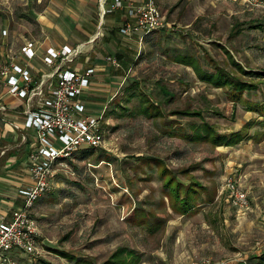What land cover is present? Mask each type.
I'll return each mask as SVG.
<instances>
[{"label":"rangeland","instance_id":"obj_1","mask_svg":"<svg viewBox=\"0 0 264 264\" xmlns=\"http://www.w3.org/2000/svg\"><path fill=\"white\" fill-rule=\"evenodd\" d=\"M177 1L155 0L164 26L153 33V51L142 52L143 65L136 69L131 64L134 75L121 90L89 96L101 117L104 143L84 160L76 158L78 153L55 164L51 189L32 210L41 255L17 256V264H40V260L103 264L118 247L135 250L140 264L206 260L234 264L264 249V131L258 125L243 131L248 122L263 118L242 106L247 101L264 103V84L244 93L241 103L233 106L224 90L200 82L192 68L175 64L172 58L186 52L196 56L202 70L218 67L249 81L231 61L247 71H264V0ZM49 4L50 0H0V93L6 88L3 64L19 56L20 46L33 40L41 47L47 36L53 39L38 22ZM48 20L54 22L52 17ZM56 20L65 30H73L70 17ZM252 25L259 28L251 29ZM132 81L139 85L130 93L125 87ZM161 89L173 99L166 102ZM145 98L159 107L162 118L147 120L136 113ZM193 111L202 119L175 114ZM202 123L222 135L241 131L244 140L231 147H213L180 137ZM172 129L176 137L167 136ZM147 157L157 159L158 166L141 160ZM171 175L182 185L194 181L204 187L197 214L179 216L171 210L162 186ZM229 178L246 193L249 207L243 213L222 191ZM154 219L161 220L156 231ZM55 251L79 262L63 259Z\"/></svg>","mask_w":264,"mask_h":264},{"label":"built area","instance_id":"obj_2","mask_svg":"<svg viewBox=\"0 0 264 264\" xmlns=\"http://www.w3.org/2000/svg\"><path fill=\"white\" fill-rule=\"evenodd\" d=\"M120 7L121 0H113L112 8ZM129 14L133 22L119 30L124 36L129 33L144 36L164 26V18L154 0H142L141 4L132 6ZM37 49L33 42H25L20 48L24 66L9 64L1 70L6 93L26 100L28 106L34 97H40L41 101L36 109H28L23 118L24 128L35 132V142L27 156L32 182L18 192L21 206L7 218H0V264H17V256L41 255L37 244L39 226L32 210L36 201L50 191L55 164L69 159L78 150L96 149L104 143L101 117L86 113L79 101L84 89L89 86L94 69H87L84 73L65 70L63 65L72 60L76 49L67 46L59 50L46 48L42 61L53 71L42 75L40 81L35 82L32 71L35 69L33 60ZM105 61L115 68L119 67L117 60L112 57H107ZM52 79H55V84L47 85ZM222 191L226 192L231 206L238 213L248 210L246 193L234 179L225 180ZM193 264H210V261Z\"/></svg>","mask_w":264,"mask_h":264},{"label":"crops","instance_id":"obj_3","mask_svg":"<svg viewBox=\"0 0 264 264\" xmlns=\"http://www.w3.org/2000/svg\"><path fill=\"white\" fill-rule=\"evenodd\" d=\"M177 2L169 11L176 7ZM141 3L142 0H121V7L113 9V0H102V3L101 0H50L51 5H47L41 11L38 22L42 26V32L45 35H52L53 39L50 41L47 36L43 46H37L36 57L33 60L35 66L32 71L33 81L38 82L42 75L53 71V68L46 66L42 61L46 48L59 50L67 46L76 49V55L70 62L65 63L63 68L79 73L94 69L93 75L89 78V86L84 89L79 101L86 113L98 117V111L92 109L93 103H90L89 96L92 93H118L127 79L134 75L131 64L135 63L136 69L141 67L142 52L153 51V32L144 36L140 33H129L124 36L119 32L127 23L133 22L129 14L132 6ZM49 17L54 18V22L48 20ZM65 17H70L75 22L71 25L74 27L73 30L67 31L59 22L57 23L56 18ZM19 50L20 48L19 56L12 57L3 66L9 64L24 66ZM107 57L116 59L119 67L115 68L107 63L105 61ZM54 84L55 79L47 83L49 86ZM3 90L4 93H0V218H7L13 210L21 206L19 190L32 182L27 156L35 142V132L24 128L23 118L28 109L34 110L38 107L41 99L32 98L28 106L26 100L6 93L7 89L4 87ZM259 252L244 255L234 264H245Z\"/></svg>","mask_w":264,"mask_h":264},{"label":"trees","instance_id":"obj_4","mask_svg":"<svg viewBox=\"0 0 264 264\" xmlns=\"http://www.w3.org/2000/svg\"><path fill=\"white\" fill-rule=\"evenodd\" d=\"M259 27L252 25L251 29H258ZM154 33V32H153ZM174 53V50H172ZM173 62L175 64L192 68L194 73L196 74L198 80L202 83H205L215 89L224 90L225 98L228 102L232 103L233 106L241 103V98L244 93H250L253 91H257L259 85L264 84V71H253V70H244L239 65H237L234 61H231V64L234 68L238 70V72L243 76L249 79V81H243L241 78H234L231 75L227 74L224 70L215 67L212 71H205L200 69L199 62L194 55H188L186 52H181L173 55ZM256 82V83H254ZM138 83L132 81L125 89L133 93L135 89L138 88ZM161 94L166 97V102L173 99V96L166 92L165 89H161ZM134 95H130L129 98ZM143 107L136 112L144 119L152 120L162 118V112L160 111L158 106H154L148 99H144ZM245 110L248 112H253L258 115L259 118H263L262 121L253 120L247 123V127L243 129V131H247L251 129L253 126L258 125L261 127V130L264 131V103H251L249 101L246 104H243ZM175 114H179L181 117H189V118H199L202 119L201 113L198 111L193 112H175ZM170 130V132L166 133L169 137H176V132ZM181 138L186 139L189 142L194 144L199 143H209L213 147H231L239 144L244 140V135L241 131H237L235 133H231L229 135L219 134L213 129L211 126L202 123L200 128L193 127L191 133H182L180 135ZM95 148H83L78 150L72 155V158L79 153V156H76L79 160H84L88 158L92 151ZM141 160L145 161L147 165L158 166L157 159L152 158H142ZM164 171V170H163ZM161 172V174L163 173ZM184 172V171H183ZM185 173V172H184ZM193 180V179H191ZM163 191L167 193V199L170 205L171 210L178 214L179 216H187L191 214H197L199 212L198 199L199 193L204 192V187L194 181H189L187 185H182L179 183L176 178L171 175L166 179L163 183ZM210 202V201H209ZM156 220V221H155ZM161 224V220L154 219L153 230L156 231ZM152 226V225H148ZM59 254V256L66 260H74L75 263H78V260H75L74 257L68 255L63 251H55ZM252 261L253 264H264V249L259 252L258 255L251 257L248 259ZM141 258L138 253L126 247H118L103 264H140ZM40 264H50L48 262L40 260Z\"/></svg>","mask_w":264,"mask_h":264}]
</instances>
